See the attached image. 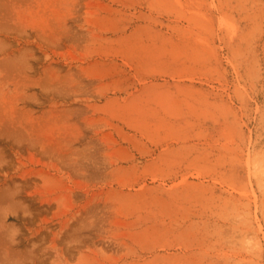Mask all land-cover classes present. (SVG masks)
<instances>
[{"label": "rangeland", "instance_id": "374dc122", "mask_svg": "<svg viewBox=\"0 0 264 264\" xmlns=\"http://www.w3.org/2000/svg\"><path fill=\"white\" fill-rule=\"evenodd\" d=\"M0 264H264V0H0Z\"/></svg>", "mask_w": 264, "mask_h": 264}]
</instances>
